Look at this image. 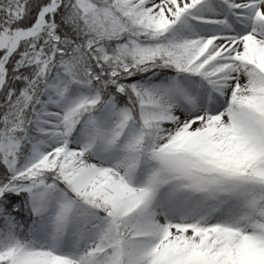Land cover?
<instances>
[{
    "label": "snow or ice",
    "instance_id": "1",
    "mask_svg": "<svg viewBox=\"0 0 264 264\" xmlns=\"http://www.w3.org/2000/svg\"><path fill=\"white\" fill-rule=\"evenodd\" d=\"M0 264H264V0H0Z\"/></svg>",
    "mask_w": 264,
    "mask_h": 264
}]
</instances>
